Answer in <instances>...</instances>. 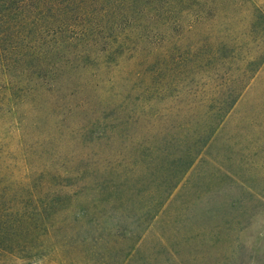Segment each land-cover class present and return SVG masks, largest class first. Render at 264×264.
I'll use <instances>...</instances> for the list:
<instances>
[{
	"label": "rangeland",
	"instance_id": "1",
	"mask_svg": "<svg viewBox=\"0 0 264 264\" xmlns=\"http://www.w3.org/2000/svg\"><path fill=\"white\" fill-rule=\"evenodd\" d=\"M179 4L0 69V264H264V0Z\"/></svg>",
	"mask_w": 264,
	"mask_h": 264
},
{
	"label": "trees",
	"instance_id": "2",
	"mask_svg": "<svg viewBox=\"0 0 264 264\" xmlns=\"http://www.w3.org/2000/svg\"><path fill=\"white\" fill-rule=\"evenodd\" d=\"M156 1L164 4L174 0ZM176 1L183 5L189 0ZM137 2L142 0H0V69L4 74L15 72L40 80L45 74L38 71L50 66V62H45L49 54L56 53L55 58L59 59L61 50L68 54L78 46V54L84 53L89 46L102 42L98 36L110 37L112 31H117L118 36L121 31L115 27L124 22L120 18ZM201 17L197 12V18ZM263 59L264 54L251 72ZM55 62L51 61V65L57 69ZM190 164L181 170L176 183Z\"/></svg>",
	"mask_w": 264,
	"mask_h": 264
}]
</instances>
